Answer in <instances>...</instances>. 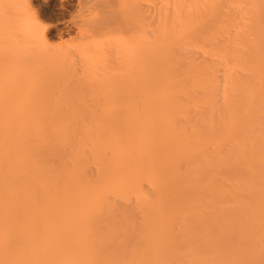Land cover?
I'll return each mask as SVG.
<instances>
[{"label": "bare ground", "instance_id": "6f19581e", "mask_svg": "<svg viewBox=\"0 0 264 264\" xmlns=\"http://www.w3.org/2000/svg\"><path fill=\"white\" fill-rule=\"evenodd\" d=\"M0 264H264V0H0Z\"/></svg>", "mask_w": 264, "mask_h": 264}]
</instances>
